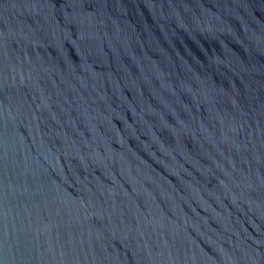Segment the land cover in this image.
Returning a JSON list of instances; mask_svg holds the SVG:
<instances>
[{"label": "water", "instance_id": "obj_1", "mask_svg": "<svg viewBox=\"0 0 264 264\" xmlns=\"http://www.w3.org/2000/svg\"><path fill=\"white\" fill-rule=\"evenodd\" d=\"M0 264H264V0H0Z\"/></svg>", "mask_w": 264, "mask_h": 264}]
</instances>
